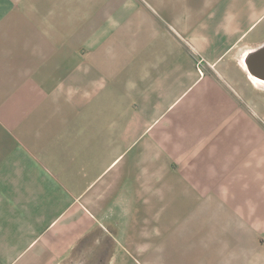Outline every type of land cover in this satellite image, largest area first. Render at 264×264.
Masks as SVG:
<instances>
[{
  "label": "crops",
  "instance_id": "0c3cea01",
  "mask_svg": "<svg viewBox=\"0 0 264 264\" xmlns=\"http://www.w3.org/2000/svg\"><path fill=\"white\" fill-rule=\"evenodd\" d=\"M262 45L264 0H0V264H137L171 154L234 201L217 264H264Z\"/></svg>",
  "mask_w": 264,
  "mask_h": 264
},
{
  "label": "rangeland",
  "instance_id": "374dc122",
  "mask_svg": "<svg viewBox=\"0 0 264 264\" xmlns=\"http://www.w3.org/2000/svg\"><path fill=\"white\" fill-rule=\"evenodd\" d=\"M237 60L243 64L242 57ZM198 65L201 70V60ZM250 84L251 92H259L261 96L264 94V86L255 83L256 86L253 80ZM250 107L253 108V104ZM251 112L264 126V118L258 111ZM251 143H255L253 138ZM179 164L175 154H171L172 186L169 198L162 193V188L158 190L156 187L154 194L147 195L155 199L140 201V216L131 218L134 224L139 225L140 231L137 249L131 252L137 264H217L222 260L221 249L214 238L220 226L225 225L230 217L213 216L212 213L214 209H218L219 213L233 209L234 201H228L221 195L218 201L212 200L209 191L201 192L209 190V185H195L194 169L191 168L193 162L187 163L189 166L186 170L180 168ZM195 188L198 189L196 193ZM186 190L188 193L185 195ZM250 204L256 207L254 202ZM145 225L147 227H143ZM226 261L227 256L224 264Z\"/></svg>",
  "mask_w": 264,
  "mask_h": 264
},
{
  "label": "water",
  "instance_id": "95a60500",
  "mask_svg": "<svg viewBox=\"0 0 264 264\" xmlns=\"http://www.w3.org/2000/svg\"><path fill=\"white\" fill-rule=\"evenodd\" d=\"M246 65L252 75L264 80V45L247 55Z\"/></svg>",
  "mask_w": 264,
  "mask_h": 264
},
{
  "label": "bare ground",
  "instance_id": "6f19581e",
  "mask_svg": "<svg viewBox=\"0 0 264 264\" xmlns=\"http://www.w3.org/2000/svg\"><path fill=\"white\" fill-rule=\"evenodd\" d=\"M246 58H247V54L243 55L242 60H243V62L245 64V66H246ZM251 78L254 80L255 83H257V84H259L261 86H264V80L256 77L255 75H252V74H251Z\"/></svg>",
  "mask_w": 264,
  "mask_h": 264
}]
</instances>
